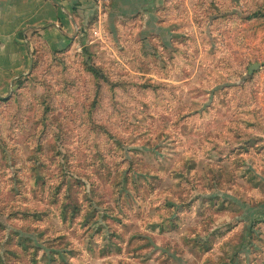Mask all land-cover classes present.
<instances>
[{
	"label": "rangeland",
	"instance_id": "obj_1",
	"mask_svg": "<svg viewBox=\"0 0 264 264\" xmlns=\"http://www.w3.org/2000/svg\"><path fill=\"white\" fill-rule=\"evenodd\" d=\"M158 2L0 97V264H264V0Z\"/></svg>",
	"mask_w": 264,
	"mask_h": 264
},
{
	"label": "crops",
	"instance_id": "obj_2",
	"mask_svg": "<svg viewBox=\"0 0 264 264\" xmlns=\"http://www.w3.org/2000/svg\"><path fill=\"white\" fill-rule=\"evenodd\" d=\"M159 0H0V97L13 93L34 67L39 46L49 52L74 49L108 8L111 14L157 19Z\"/></svg>",
	"mask_w": 264,
	"mask_h": 264
},
{
	"label": "built area",
	"instance_id": "obj_3",
	"mask_svg": "<svg viewBox=\"0 0 264 264\" xmlns=\"http://www.w3.org/2000/svg\"><path fill=\"white\" fill-rule=\"evenodd\" d=\"M93 1H95L97 4H103L108 2L109 0H93Z\"/></svg>",
	"mask_w": 264,
	"mask_h": 264
},
{
	"label": "water",
	"instance_id": "obj_4",
	"mask_svg": "<svg viewBox=\"0 0 264 264\" xmlns=\"http://www.w3.org/2000/svg\"><path fill=\"white\" fill-rule=\"evenodd\" d=\"M258 67H259V64L252 65L250 67V71L252 72L255 68H258Z\"/></svg>",
	"mask_w": 264,
	"mask_h": 264
}]
</instances>
